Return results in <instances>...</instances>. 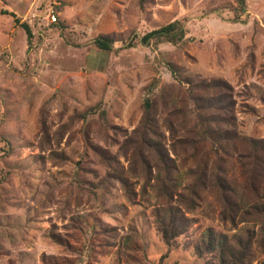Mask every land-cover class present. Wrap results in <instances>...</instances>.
Listing matches in <instances>:
<instances>
[{"label": "rangeland", "instance_id": "rangeland-1", "mask_svg": "<svg viewBox=\"0 0 264 264\" xmlns=\"http://www.w3.org/2000/svg\"><path fill=\"white\" fill-rule=\"evenodd\" d=\"M238 6L239 0H154L141 10L138 0H0V10L14 15L0 14V264H210V254L194 250L202 231L244 238L248 227L257 236L244 264L264 262L261 223L220 221L214 191L203 194L214 207L208 216L196 195L200 206L190 211L178 203L177 193L187 190L173 193L171 204L196 222L169 247L155 229L154 200L140 192L142 159L154 152L137 140V128L151 92L158 103L151 116L165 147L183 135L172 134L166 122H180L159 104L165 93L179 91L167 63L182 78L226 81L238 134L264 141V0H244L236 20ZM174 21L185 30L178 45L140 43ZM22 23L32 29L30 45ZM98 34L120 40L101 51L92 44ZM91 108L105 116L97 110L83 119ZM87 136L131 178L111 177L109 188L96 193L77 187L75 173L95 186L99 179L84 170L97 177L110 170L86 153ZM53 151L65 158L51 157ZM129 238L135 245L142 240L146 254L127 246Z\"/></svg>", "mask_w": 264, "mask_h": 264}, {"label": "trees", "instance_id": "trees-1", "mask_svg": "<svg viewBox=\"0 0 264 264\" xmlns=\"http://www.w3.org/2000/svg\"><path fill=\"white\" fill-rule=\"evenodd\" d=\"M153 4L154 0H138L141 10ZM237 9L238 12H236ZM235 10V19L237 20L245 12L244 0H239V6ZM0 14L14 17L6 10H0ZM21 27L25 31L27 42L30 45L33 38L32 29L27 23H22ZM184 37L183 24L180 21H174L145 33L140 38V43L146 46L150 43L157 46L165 42L178 45L184 40ZM119 40L120 38L116 35L98 34L92 44L101 51L109 52L113 50L114 44ZM132 45L130 40L125 44L127 47ZM167 69L177 82L179 91L176 96H173L172 91L165 93L159 104L180 122L177 127H173L170 121L166 122V126L172 134H178V131L183 135L180 137L177 135L170 147H165L163 139H161V132L158 126L154 125V118L151 116L154 107L158 104L153 97L152 89H150V95L143 101L144 113L137 128V140H140L141 145H147L154 152L153 157L142 159L145 180L141 183L140 192L154 200L152 207L157 234L169 247L195 224V219L184 216L178 205L171 204L173 193H177V189L181 187L183 190H187V193H177L178 203L186 206L190 211L195 209L196 205L200 206L193 198V195H196L198 201L202 203V213L210 215L214 207L210 205L203 194L208 190L214 191L216 194L214 200L220 205L218 208L220 221L232 225L237 220L253 224L259 222L261 223L259 232L264 234V141L238 134L235 116L228 115L232 104L229 102L230 87L226 81L182 78L177 66L171 63H167ZM97 110L101 116H105L103 110L98 108ZM97 110L91 108L82 116L83 119L96 114ZM42 134V138L46 141L48 135L44 126ZM86 139V153L90 151L99 159L98 164L106 165L105 167L110 170L104 171V175L97 177V171L82 168L90 176L99 180L93 186L94 183L89 182L88 175L78 176L75 173L74 184L77 187L86 189L84 186H87L89 192L96 193L97 190L109 188L108 181L111 177L116 176L117 180L122 183L127 178H131L129 175L126 177L122 175L119 167L114 164L116 160L107 149L96 146L88 136ZM240 145H244L245 150L242 152L238 148ZM138 146L139 143H135L136 151H138ZM170 152L174 158H170ZM51 157L63 159L65 155L53 151ZM152 167L155 168V174L151 177ZM129 174H132V177L138 176L136 173ZM136 180L138 181V179ZM151 180L154 182L151 183ZM92 186L95 187L94 190H92ZM148 187L150 191H147ZM89 229L94 234L100 233V231L97 232L99 228L94 224H91ZM101 232H107V230ZM256 236L255 231L249 227L245 229L244 238L240 235L229 237L222 231L215 232L213 229L207 228L201 232L199 239L194 244V250L197 255L210 254L212 257L210 264H244L245 261H250L247 255L252 251V241ZM53 237L58 242L63 241L54 235ZM93 240L97 239L93 238ZM97 241L101 245V240ZM63 242L67 244L68 241ZM132 243L133 240L129 238L127 246L132 245V250L146 254L142 240L139 239L136 245ZM91 251L93 255L94 249ZM92 255L90 254V256ZM260 264H264V262Z\"/></svg>", "mask_w": 264, "mask_h": 264}, {"label": "built area", "instance_id": "built-area-1", "mask_svg": "<svg viewBox=\"0 0 264 264\" xmlns=\"http://www.w3.org/2000/svg\"><path fill=\"white\" fill-rule=\"evenodd\" d=\"M50 18L53 22L56 20L54 16H50Z\"/></svg>", "mask_w": 264, "mask_h": 264}]
</instances>
